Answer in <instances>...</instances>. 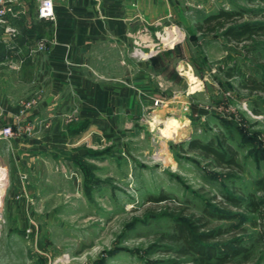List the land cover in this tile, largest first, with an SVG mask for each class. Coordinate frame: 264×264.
<instances>
[{
	"label": "rangeland",
	"instance_id": "obj_1",
	"mask_svg": "<svg viewBox=\"0 0 264 264\" xmlns=\"http://www.w3.org/2000/svg\"><path fill=\"white\" fill-rule=\"evenodd\" d=\"M184 4L180 17L142 29L133 41V59L154 61L151 108L131 126L121 123L108 147L71 169L57 167L43 197H7L6 187L0 264H202L175 238L190 216L202 232L225 230L210 242L223 258L209 264H264V210L248 207L251 194H264L257 183L264 178V88L255 86L264 85V0ZM222 9L260 25L253 39L202 35L198 24ZM135 48L148 56L138 59ZM195 140L228 155L231 147L240 166L191 147ZM229 196L242 206L231 207ZM224 209L237 217L226 218ZM232 236L242 247L236 256L224 250Z\"/></svg>",
	"mask_w": 264,
	"mask_h": 264
},
{
	"label": "crops",
	"instance_id": "obj_2",
	"mask_svg": "<svg viewBox=\"0 0 264 264\" xmlns=\"http://www.w3.org/2000/svg\"><path fill=\"white\" fill-rule=\"evenodd\" d=\"M184 1L54 0L53 21L38 17V0L16 4L12 22L21 32L13 45L25 62L21 70L0 66V129L17 123L22 101L38 103L24 118L33 133L0 138L7 197L22 192L23 174L32 197L52 192L57 167L71 169L108 147L121 123L129 127L151 108L154 61L133 59V41L142 29L180 17ZM2 40L0 62L9 54ZM40 40L44 50L28 55Z\"/></svg>",
	"mask_w": 264,
	"mask_h": 264
},
{
	"label": "trees",
	"instance_id": "obj_3",
	"mask_svg": "<svg viewBox=\"0 0 264 264\" xmlns=\"http://www.w3.org/2000/svg\"><path fill=\"white\" fill-rule=\"evenodd\" d=\"M239 14L240 13L222 9L218 13H213L209 15L202 23L198 24V31L202 35H212L219 31H223V34L228 40L236 42H241L246 39H253V36L258 31L260 25L250 21L240 22V18H237ZM226 74L228 77L233 76L235 74L234 69L230 68L226 71ZM252 82H254V80ZM243 85L247 86L246 82H243ZM255 86L256 88H264L263 82H258V84L256 82ZM191 144V147L193 148L199 147L200 149L206 151V153L208 154L216 155V158L220 163L240 166V163L237 162L235 158L236 152L232 150L231 147H227L229 150L228 155V151H221L220 149L215 147L211 142L203 143L199 140H195ZM257 183L258 186L264 190V178L259 179ZM248 198V207L250 206V210L258 212H262L264 210L262 209V207L264 206V194L262 195V197H256L254 196V194H251ZM226 200L228 201L227 203L231 205V207H241L243 204V199L239 197L229 196L226 197ZM225 209L222 212L224 216H226V218H231L232 216L237 217V214L231 213V210L226 211ZM196 222V219L192 216L178 222L177 228L180 232V235L175 238L178 240H185L187 248L184 252H192L195 254H199L201 256L199 262L202 264H209V259H212L215 256H218V258H223L217 253L218 247L215 245H211L210 242L214 238L218 237L217 239H219V237L222 236L225 230H222V228L219 227L215 232L213 231L214 233H205L200 231V226L197 225ZM231 238V244L225 245L224 250L227 252L228 256H236L241 252L242 247L240 242H236V238H234L233 236Z\"/></svg>",
	"mask_w": 264,
	"mask_h": 264
},
{
	"label": "built area",
	"instance_id": "obj_4",
	"mask_svg": "<svg viewBox=\"0 0 264 264\" xmlns=\"http://www.w3.org/2000/svg\"><path fill=\"white\" fill-rule=\"evenodd\" d=\"M20 0H0V40L4 41L9 54L6 56L4 61L0 62V66H5L12 70H21L25 58L21 57L19 51L13 45L20 36L19 28L12 22L13 17H16L19 12L16 10V4ZM38 17L41 19L53 21L56 18L54 0H38ZM45 43L40 40L35 45L27 49L28 55H33L39 51L44 50ZM133 55L138 59L145 58L148 56V52H144L141 49L135 48ZM38 103V99L32 98L30 100H24L21 102L20 115L16 124L8 123L0 129V138L10 140L13 137L27 133H33L34 126L30 122H25V116L28 111L31 110ZM0 171H3L1 169ZM22 192L18 197H22L27 192V175H22ZM7 187L6 178H0V197L5 196V190Z\"/></svg>",
	"mask_w": 264,
	"mask_h": 264
}]
</instances>
